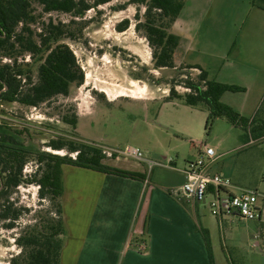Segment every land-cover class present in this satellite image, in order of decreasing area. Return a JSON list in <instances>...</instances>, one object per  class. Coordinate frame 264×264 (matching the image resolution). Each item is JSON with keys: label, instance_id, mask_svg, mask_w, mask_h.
Masks as SVG:
<instances>
[{"label": "rangeland", "instance_id": "obj_1", "mask_svg": "<svg viewBox=\"0 0 264 264\" xmlns=\"http://www.w3.org/2000/svg\"><path fill=\"white\" fill-rule=\"evenodd\" d=\"M129 1L112 0L87 11L83 18L87 24L77 31V40L64 41L84 72L81 86H73L68 96H58L38 107L0 104V124L24 130L26 144L52 154L58 153L47 146L50 141H88L120 150L136 148L144 159L161 163L172 159L177 168L186 166L199 153L200 144H206L216 150L219 169L230 177L232 183L264 196V138L256 141L246 139L244 131L232 126L226 118L215 120L206 130L205 109H192L180 102L165 101L169 86L158 85L155 81L161 76L170 80L173 75H168V71L163 75L153 69V50L144 33L136 29V15L142 16L144 7ZM203 2V5L199 4L204 8L200 16L184 19L185 33L189 34L184 56L190 62L200 63L208 71L210 80L243 89L227 93L223 103L234 108L250 100L253 105L261 90L254 88L252 81L241 74L244 72L241 66L248 52L254 50L264 54L263 44L250 47L254 42L258 44L260 29L254 14H259V11L250 0ZM49 16L55 22L71 19L66 14L52 13L45 15L40 24ZM125 20L129 21V26L119 32L117 26ZM176 29H180V24ZM259 60L261 63V57ZM18 62L31 63L32 59L21 57ZM36 70L34 67L32 71L34 78ZM149 74L154 80L149 78L146 81ZM176 88L180 93L185 92L182 87ZM253 112H246L243 116L249 117ZM73 116L79 118L77 128L65 122L64 118ZM66 154L69 152L62 150L58 155ZM124 160L122 165L137 166L150 177L154 166L127 157ZM156 168L165 182L176 180V174L160 172L165 169ZM35 169L34 160L26 163L24 173L28 175L27 179ZM11 198L16 207L28 208L29 212L22 214L11 230L4 228L0 221V264H11L12 258L20 253L21 248L15 239L24 227L39 224L48 213L54 217L55 212L48 198H40L35 183L22 184L14 190ZM260 200L263 202L264 198Z\"/></svg>", "mask_w": 264, "mask_h": 264}, {"label": "trees", "instance_id": "obj_2", "mask_svg": "<svg viewBox=\"0 0 264 264\" xmlns=\"http://www.w3.org/2000/svg\"><path fill=\"white\" fill-rule=\"evenodd\" d=\"M112 0H0V104L19 103L38 107L58 96H68L73 86L84 83V72L76 56L65 40L76 41L77 31L87 24V11L108 4ZM253 7L264 11V0H250ZM129 3L144 7L142 16L137 14L136 29L142 31L152 48L153 69L168 75L156 79L158 85L169 86L165 101L183 103L191 108L207 111L205 129L215 120L226 118L232 126L244 131L248 140L264 138V98L251 117L238 113L223 103L226 92L243 89L209 79V74L200 66L177 65L175 53L180 37L173 27L188 7L191 0H130ZM52 13L66 14L68 22H55ZM129 21L117 26L125 31ZM21 57L32 62H18ZM5 60H7L5 62ZM37 75L34 78L33 69ZM148 72L149 69L143 67ZM193 71H196L193 72ZM154 77L148 75L146 81ZM136 79H143L137 77ZM182 87L180 93L176 87ZM66 123L76 126L78 119L64 118ZM26 132L16 126L0 124V221L6 229H14L21 215L28 208L16 207L11 195L22 184L35 183L41 199L48 198L55 210L54 217L45 215L36 225L22 229L15 239L21 251L11 264H61L66 230L63 218V172L64 165L145 180V175L120 170L110 166L108 158L98 145L88 141L56 140L47 146L53 150H67L69 154L58 155L36 149L26 144ZM71 154H76L75 158ZM30 160L36 163L33 174L24 173ZM203 237L214 264L211 244L207 232Z\"/></svg>", "mask_w": 264, "mask_h": 264}, {"label": "crops", "instance_id": "obj_3", "mask_svg": "<svg viewBox=\"0 0 264 264\" xmlns=\"http://www.w3.org/2000/svg\"><path fill=\"white\" fill-rule=\"evenodd\" d=\"M203 1L191 0L174 24L173 31L180 37L175 53L178 66L203 68L200 63L190 62L184 56L189 41L184 19L200 16L204 8L199 4L203 5ZM257 10L259 14L254 17L258 19L256 23L260 29L258 44L254 42L250 47L264 45V11ZM178 24L179 30L176 29ZM243 59L241 67L244 72L241 74L261 92L253 105L248 100L233 107L241 115L253 110L254 114L264 98V69H259L264 68V54L252 50ZM245 90L248 93V88ZM124 159H112L113 163L110 160L109 165L145 175V180L71 165L62 167L66 236L61 264H211L203 231L209 236L214 264H264V200H260L263 213L258 221L233 217L218 219L210 214L207 201L191 202L176 194L185 182L187 165L177 168L172 159L168 163L144 159L141 163H153L154 166H150L153 168L149 177L137 166L122 165ZM218 161L211 164L209 173L220 172L229 179L219 169ZM155 166L165 169L160 172L176 174V180L165 182ZM256 234H260L258 240H254ZM253 243L257 246L254 247ZM142 244L145 248L140 250Z\"/></svg>", "mask_w": 264, "mask_h": 264}, {"label": "built area", "instance_id": "obj_4", "mask_svg": "<svg viewBox=\"0 0 264 264\" xmlns=\"http://www.w3.org/2000/svg\"><path fill=\"white\" fill-rule=\"evenodd\" d=\"M99 148L110 159L127 157L145 161L142 152L136 148L127 147L124 150L102 146ZM71 156L75 158L76 154H71ZM216 160V150L206 144H201L200 153L187 162L184 171L185 182L176 194L191 202L204 203L207 201L210 214L218 219L233 217L244 221L260 220L263 213L260 198L264 196L252 189L238 188L220 172L210 174L209 168ZM149 165L153 166V163ZM259 238L260 234L254 236V240ZM253 246L257 244L253 243ZM144 248V244L139 246L140 250Z\"/></svg>", "mask_w": 264, "mask_h": 264}, {"label": "bare ground", "instance_id": "obj_5", "mask_svg": "<svg viewBox=\"0 0 264 264\" xmlns=\"http://www.w3.org/2000/svg\"><path fill=\"white\" fill-rule=\"evenodd\" d=\"M138 98H142V97H138ZM57 153H58V154H60V153H61V151H57Z\"/></svg>", "mask_w": 264, "mask_h": 264}]
</instances>
